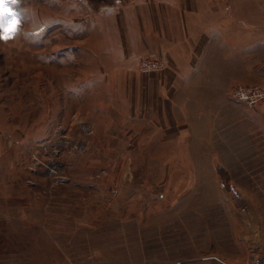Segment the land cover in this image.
<instances>
[{"label": "rangeland", "instance_id": "1", "mask_svg": "<svg viewBox=\"0 0 264 264\" xmlns=\"http://www.w3.org/2000/svg\"><path fill=\"white\" fill-rule=\"evenodd\" d=\"M79 4L18 0L0 40V264H264V96L231 97L264 42L167 87L84 42Z\"/></svg>", "mask_w": 264, "mask_h": 264}, {"label": "crops", "instance_id": "2", "mask_svg": "<svg viewBox=\"0 0 264 264\" xmlns=\"http://www.w3.org/2000/svg\"><path fill=\"white\" fill-rule=\"evenodd\" d=\"M97 1L79 4L87 10L84 21L95 24H84V42L119 65H135L143 55L160 57L167 68L156 72L167 87L187 81L192 67H232L236 49L242 51L239 59L248 60L252 42H264V0H108L96 19L91 8ZM223 48L226 57L219 54Z\"/></svg>", "mask_w": 264, "mask_h": 264}, {"label": "built area", "instance_id": "3", "mask_svg": "<svg viewBox=\"0 0 264 264\" xmlns=\"http://www.w3.org/2000/svg\"><path fill=\"white\" fill-rule=\"evenodd\" d=\"M77 2H84L85 0H75ZM115 1V0H112ZM138 68L143 73H150L153 71L161 70L164 68V63L157 57H143L138 61ZM264 96V87L255 86H242L237 85L231 91V97L238 101L247 104H254Z\"/></svg>", "mask_w": 264, "mask_h": 264}, {"label": "snow or ice", "instance_id": "4", "mask_svg": "<svg viewBox=\"0 0 264 264\" xmlns=\"http://www.w3.org/2000/svg\"><path fill=\"white\" fill-rule=\"evenodd\" d=\"M18 0H0V40L13 38L19 31L18 13L13 7Z\"/></svg>", "mask_w": 264, "mask_h": 264}]
</instances>
